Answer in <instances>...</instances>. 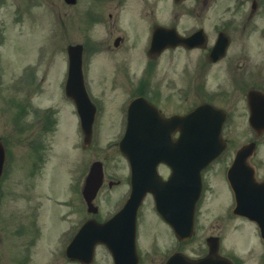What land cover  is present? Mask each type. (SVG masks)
<instances>
[{
  "label": "rangeland",
  "instance_id": "1",
  "mask_svg": "<svg viewBox=\"0 0 264 264\" xmlns=\"http://www.w3.org/2000/svg\"><path fill=\"white\" fill-rule=\"evenodd\" d=\"M195 4L201 6V0H189L180 5L172 0H78L74 6L66 5L63 0H0V137L5 139L13 153L5 179L0 183V264H69L54 257L62 247L61 232L68 225L62 222L67 209L65 205L59 206V202L74 199L76 208L82 209L83 206V203L78 202L82 199L81 196L76 198L72 187L74 179L82 169V164H79L81 152L76 143V119L70 115L73 107L60 89L67 59V46L86 42L96 48V52L91 53L89 57L88 71L91 74L99 71L97 61H103L97 57L98 54L103 55L106 61L113 57H122L98 45V42L105 39V34L114 28L110 13L114 14V18L116 12L121 15L115 28L119 34L128 35L132 10L140 16L145 11H152L155 18L168 17L178 24L179 29H183L195 25L187 14L188 9ZM91 12L99 13L100 19H87L86 16ZM219 15V2L211 4L206 15V26L211 31L218 27ZM167 21L169 22V19ZM257 26L258 30L251 41V55L246 53V46L250 45V41L247 35H244L241 44L235 40L238 47L234 44L236 50L233 55L229 54V60L208 67L204 72L203 60L199 58L201 50L191 52L179 49L168 52L161 58L153 81L162 87V73H166V81L176 80L179 86L189 88L190 92L181 101L180 107L183 111L189 106L191 108L207 102L200 97L199 88L216 93L238 84V81L227 77H234L236 74L234 64L238 60L234 57L239 55L238 52L243 56L248 55L252 60H264V48L261 53L258 52L264 40L261 33L264 17H259ZM260 41L262 42L258 44ZM41 46L43 47L39 53ZM124 50L129 51L127 47ZM191 53L193 59L190 61ZM38 57H42L41 63H36ZM32 64L35 85L27 88L30 87L28 84L32 79L24 81L23 84L18 82V79L24 75L25 67ZM223 76L231 81L224 80ZM29 77L33 75L29 74ZM90 77L92 78L91 75ZM210 102L233 113L231 122L224 126L228 151L222 159L227 165L241 145L255 139L248 125L245 97L237 94L221 97V94H216ZM48 107L54 108L56 113L49 114L50 117L46 119L44 110ZM37 108L41 109V112H37ZM38 136L39 144L35 146L33 153L30 141ZM115 138V131L100 129L99 137L85 151L84 165L86 164L87 169L93 160H102L107 169L106 178L121 182L111 191L105 186L101 190L96 200L100 203V215L94 214L99 220L114 212L120 202L118 198L123 194L124 197L127 192L123 160L117 156L114 149L110 148L104 152V148ZM260 151V154L251 159V163L258 166L257 179L264 180V143ZM36 156L38 160L33 175L31 163L36 161ZM221 168L222 166L217 170L215 178H208L213 191L206 194L201 215L202 225L208 227L202 231L200 223V236L195 246L209 233H217L224 239L226 253L243 257L245 264H264L256 228L242 220H228L224 215L227 203L223 187L215 180L212 181L216 179L222 182ZM37 206L39 211L35 215L32 211ZM35 219L38 221V238H34V228L29 226L30 220L34 225ZM76 220L73 214L71 221ZM140 224L144 234H140L139 238V243L143 246V250L140 248L143 254L141 264H160L164 250L172 247L173 240L167 229L153 219L151 205H147L144 210ZM186 250L190 254V243ZM93 264H111L107 252L102 247L96 250Z\"/></svg>",
  "mask_w": 264,
  "mask_h": 264
},
{
  "label": "flooded vegetation",
  "instance_id": "2",
  "mask_svg": "<svg viewBox=\"0 0 264 264\" xmlns=\"http://www.w3.org/2000/svg\"><path fill=\"white\" fill-rule=\"evenodd\" d=\"M160 2L161 0H155ZM173 1V0H172ZM187 1H183L177 5L184 4ZM219 2L220 5V15H219V25L214 30L207 29L206 26V15L209 12L210 6L213 3ZM177 13H174L176 15ZM187 14L192 19L195 25H191L189 27L179 29L178 24L174 22L173 19L165 17V19L155 18L152 11H145L142 16L136 13L135 10H132L130 13V29L128 31V35L119 34L115 25L119 23L121 19V15L116 12L115 18L114 14L110 13L109 17L112 21V26L114 25L113 30H109L105 34V39L103 41L98 42L100 47H104L106 51L120 54L122 57H113L106 61L103 55L98 54L97 57L102 58V62L97 61V68L99 71L92 72L89 74V77L86 81L87 88L89 91L94 92L97 89L96 95H94V103L97 108L96 113V127L99 129L108 128L110 131H115V137L117 138V142L121 140L124 136L125 129L129 123V108L133 101L137 99H141V103L138 106H135L131 112V121L134 125L132 127V138L134 141L135 137L141 138L144 132L142 125L150 124L157 126L160 123V116H162L165 120H169L176 116H181L186 112L190 111V106L183 111L181 106V101L184 100L185 96L188 94L189 88H186L183 91V87L179 86L176 80L168 79L166 81V73H162L164 77H162L163 86L160 87V84L156 85L153 79L156 77V68L161 60V58L168 52H174L179 49H184L182 47H178L175 49L165 50L163 52H158L156 50L150 51V44L153 42L155 46H159L160 44L171 42L172 40L168 39L170 36H173L172 31L176 32L181 37H191L197 36V39L200 38L199 41H202V53L199 56L200 60H203L202 69L206 72V68L221 64L234 54L236 47H234L235 40H238L240 44L242 43V39L244 35H247L249 39L250 45L246 46V53L251 55L253 53V49L251 48V41L253 37L256 35L255 31L258 30L257 24L259 23V17H264V0H201V6L195 4L194 7H190L188 9ZM100 19L99 13L94 21H98ZM169 19V22L167 21ZM114 20V23H113ZM118 28V27H117ZM163 29L157 33V36L153 38V34L155 30ZM119 30V29H118ZM156 30V31H157ZM121 32L127 33L126 31ZM262 36H264V27L262 30ZM219 34V40H218ZM194 41V39H193ZM263 45L260 49V52L264 48V40ZM260 41L258 44H260ZM105 44V45H104ZM219 45V49L217 52L213 53V50L216 45ZM143 45V47H142ZM129 49V51L124 50L125 47ZM124 47V48H123ZM238 47V46H237ZM187 50V49H185ZM193 51V50H192ZM96 52V48L87 43V55L90 57L91 53ZM231 55L229 56V54ZM239 55L234 58L238 61L234 64L235 75L232 77L228 75L227 77L232 81H238V84L228 86L230 89H224L223 92L218 91L216 94H221V97L229 95V94H237L245 97L247 111L249 113V94L251 92L258 93L261 92L264 94V60H252L248 55L243 56L241 52H238ZM262 55V54H261ZM217 58L215 59V57ZM263 56V55H262ZM264 58V57H263ZM215 59V60H214ZM233 59V58H232ZM260 62V63H259ZM138 64L140 67L138 68ZM226 74V72H225ZM92 76V78L90 77ZM34 75L33 77H27L24 81L32 79V81L28 84L31 88L34 87ZM226 81H231L226 78V76L222 77ZM93 79V80H92ZM22 81V84L23 82ZM93 82V85H92ZM21 83V82H20ZM257 83V84H256ZM27 85V86H28ZM26 87V86H25ZM203 88H199V93L201 95ZM208 94L210 93L207 90ZM173 93V95H172ZM254 100L257 102L264 101V98L260 97L258 94L254 97ZM142 101L146 103H142ZM250 104V102H249ZM150 105H152L155 109H151ZM222 108V107H221ZM111 109V110H109ZM228 114V118H233V113L229 112L226 108H223ZM34 110V109H33ZM50 108H46L44 110V115L46 119H48L49 114H54L56 111L50 112ZM37 112H41V109L37 108ZM34 115V114H33ZM76 119L77 129L75 133H77V145L81 152V159L79 164H82L81 171L79 172L78 178L74 179L73 189L77 192V185H80L79 193L81 190V183L84 182L87 174L86 164L84 165V160L86 158V144L84 143L83 135L79 130V118L76 114L75 110L71 111V114ZM150 132L152 130L150 129ZM179 133L176 131L170 132V138L176 139ZM39 137L36 139H32L30 141V145L32 148V152L34 153V148L39 144ZM0 142L4 147V167L3 173L0 179V183L5 179V173L7 166L9 164V160L13 157V153L9 149V145L5 141L3 137H0ZM116 142V141H115ZM37 149V148H36ZM119 154V152L117 153ZM119 157L120 154H119ZM125 167L124 174L125 180L130 183L131 180V166L132 168L135 165H149L150 163L146 160L139 161L137 163L130 164L125 161L122 157ZM38 157L36 156V161L31 163L32 174L35 175V168L37 165ZM231 163V161H230ZM227 164L222 160V158L215 161L208 168L202 171V183L203 190L201 197L196 206L195 212V232L190 237V241L182 243L178 241L172 242V247L168 249V256L161 262V264H165L166 259L175 253H182L188 257L190 260H197L200 258H208L207 264H226V261L223 260L228 259L232 262V264H245V260L243 257L236 255L234 253H226L224 246V239L219 234L213 235L209 233L205 237L200 240L198 245L195 246L196 240L198 239V234L200 236V223L203 228L202 231L206 229L207 226L202 225L201 215H202V206L206 199V194L213 191V187L210 184L208 178H215L217 176V170L222 166V182L216 179L215 182L222 185L224 193H225V211L224 215L228 220H242L246 222L240 216H236L233 213V208L235 204V198L232 194L231 190L228 188L226 182V171L228 169ZM219 165V166H218ZM255 166V164H254ZM258 166H255L257 169ZM158 172L162 175L164 179L168 177L170 174V168L167 164L160 163L157 166ZM258 171V170H257ZM53 171V175H54ZM53 179V176L50 179ZM50 182L48 188L50 186ZM118 183V182H117ZM223 183V184H222ZM114 182L110 180L107 182V186L112 187ZM1 186V184H0ZM216 191V193H218ZM80 204L83 202L81 200L78 201ZM147 205H151L154 210L153 199L150 194L146 195L142 206L138 210V221L143 218L144 209ZM82 206V205H81ZM233 206V207H232ZM66 212L62 217V222H66L68 225L66 227V231L64 234V239L67 241L65 246L70 242L72 235L81 228L83 223L87 220L86 209L84 205L82 209L76 208L75 202H68L66 204ZM39 208L34 207V214L37 215ZM154 212V211H153ZM156 213V212H155ZM75 215L76 221L72 222L71 217ZM153 219L163 225V221L156 215L153 214ZM220 221V218H218ZM219 223L218 221H216ZM248 222V221H247ZM29 226L32 228V221L30 220ZM218 228V227H217ZM216 228V229H217ZM38 230V221L34 220V238L37 236L36 231ZM38 238V237H36ZM35 242V240H34ZM190 242V254L187 253L186 246ZM139 249V248H138ZM262 259L264 261V245L262 244ZM54 257H57L59 260H63L69 264H72L69 259L65 255V247L64 250L58 249L57 253L54 254ZM58 261V262H63ZM78 264V263H73Z\"/></svg>",
  "mask_w": 264,
  "mask_h": 264
},
{
  "label": "water",
  "instance_id": "3",
  "mask_svg": "<svg viewBox=\"0 0 264 264\" xmlns=\"http://www.w3.org/2000/svg\"><path fill=\"white\" fill-rule=\"evenodd\" d=\"M79 61L80 54L78 53L73 57L72 64L78 66ZM222 121V112L210 106H202L192 112L190 116L183 118L182 122L180 121L181 139L178 145L180 147L179 151L183 154L182 159L184 164L182 170L173 168V173L168 182H161V187L157 190L150 189L148 184H136L124 208L108 223L92 229L95 233L99 230V234L96 233V237L93 238L94 241L88 246L90 248L88 258L92 256V245L100 242L104 243L110 249L115 257L116 264H137L135 251V218L138 205L147 191H151L154 194L158 211L173 227L177 237L182 239L190 237V207L193 210L200 193V184L198 182L200 170L225 149V142L221 138ZM164 148V151H166V146ZM252 150V145L241 148L237 152L235 161L228 172V179L234 191L239 195L237 205L239 212L241 210L246 211L248 207L252 208V212L259 208L264 209V198L261 204L254 198L253 193L255 187L261 190L262 184H256L252 170L247 166L246 162ZM122 153L126 157L129 156V148L126 143H123ZM162 160H165V157H162ZM1 164L2 150L0 148V173ZM96 173L97 168L95 167L94 172L90 174L88 180L90 193H93L94 186L98 188L100 184L98 181H95V178L97 179ZM191 177H194L195 184L190 181ZM190 188H192L191 192ZM164 191L173 193L171 202L166 201L163 194ZM193 195L194 202L192 200ZM175 202L177 203V210L174 208L171 209L173 211L172 213L167 204H175ZM176 211L181 214V218H175ZM244 215L248 216L249 213L245 212ZM117 224H119L120 235L117 238L118 242L113 244L109 233L114 227L116 228ZM258 224L262 235H264V218H262V221L259 220ZM113 248L119 251L120 261L122 258V262L119 263L116 259ZM69 255L70 257L78 258L75 254L69 253Z\"/></svg>",
  "mask_w": 264,
  "mask_h": 264
}]
</instances>
